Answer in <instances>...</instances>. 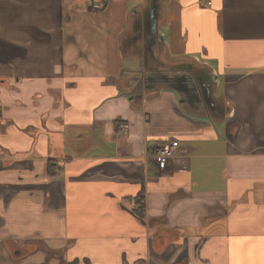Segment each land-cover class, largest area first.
Here are the masks:
<instances>
[{
    "label": "crops",
    "instance_id": "obj_1",
    "mask_svg": "<svg viewBox=\"0 0 264 264\" xmlns=\"http://www.w3.org/2000/svg\"><path fill=\"white\" fill-rule=\"evenodd\" d=\"M99 1L0 0V264H264V0Z\"/></svg>",
    "mask_w": 264,
    "mask_h": 264
},
{
    "label": "water",
    "instance_id": "obj_2",
    "mask_svg": "<svg viewBox=\"0 0 264 264\" xmlns=\"http://www.w3.org/2000/svg\"><path fill=\"white\" fill-rule=\"evenodd\" d=\"M141 75L134 89L140 96H143V88L150 90L157 86H164L180 93L188 105L196 106L203 101L209 102L213 92V81L207 71H195L188 67L145 73L142 77Z\"/></svg>",
    "mask_w": 264,
    "mask_h": 264
},
{
    "label": "built area",
    "instance_id": "obj_3",
    "mask_svg": "<svg viewBox=\"0 0 264 264\" xmlns=\"http://www.w3.org/2000/svg\"><path fill=\"white\" fill-rule=\"evenodd\" d=\"M207 4H210V0H204ZM105 5V2L103 0H100L96 4H94V8L99 9L102 8ZM176 144L174 142L165 144L163 146H160L153 154L152 157L155 160V162L161 166V168H164L168 161L172 159L175 156L176 151Z\"/></svg>",
    "mask_w": 264,
    "mask_h": 264
}]
</instances>
